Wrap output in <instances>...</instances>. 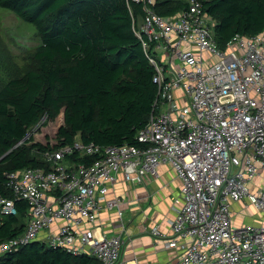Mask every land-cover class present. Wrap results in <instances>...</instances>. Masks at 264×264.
Returning <instances> with one entry per match:
<instances>
[{
  "label": "built area",
  "instance_id": "1",
  "mask_svg": "<svg viewBox=\"0 0 264 264\" xmlns=\"http://www.w3.org/2000/svg\"><path fill=\"white\" fill-rule=\"evenodd\" d=\"M205 1L187 0L185 11L166 17L157 0H127L132 16L131 2L143 7L133 30L158 87L138 144L101 147L79 138L44 154L50 170L7 174L11 197L0 193V226L19 215L17 201L29 210L23 234L0 243V258L40 242L100 264H124L123 237H99L92 227L104 212L123 219L124 200L111 194L121 179L142 184L167 165L181 185L176 217L171 235L157 226L150 233L166 249L183 250L179 264H264V222L233 224L235 203L264 213V33L237 35L219 47Z\"/></svg>",
  "mask_w": 264,
  "mask_h": 264
},
{
  "label": "trees",
  "instance_id": "2",
  "mask_svg": "<svg viewBox=\"0 0 264 264\" xmlns=\"http://www.w3.org/2000/svg\"><path fill=\"white\" fill-rule=\"evenodd\" d=\"M0 7L33 25L42 40L36 68L10 78L0 89V193L6 175L29 168L50 170L33 143L32 130L43 119L64 112L59 146L80 137L101 147L138 144L153 110L158 87L155 68L133 25L143 18L141 4L127 0H0ZM188 8L184 0H157L156 11L172 17ZM204 10L214 22L215 40L225 48L235 36L264 33V0H209ZM54 149V148H53ZM76 162L90 164L92 158ZM18 216L0 226V243L23 234L29 206L16 202ZM0 264H100L89 255L74 256L35 242L0 258Z\"/></svg>",
  "mask_w": 264,
  "mask_h": 264
},
{
  "label": "crops",
  "instance_id": "3",
  "mask_svg": "<svg viewBox=\"0 0 264 264\" xmlns=\"http://www.w3.org/2000/svg\"><path fill=\"white\" fill-rule=\"evenodd\" d=\"M180 190V182L167 165L160 166L158 178L146 179L142 184H129L121 179L111 194L124 200L123 219L120 221L115 212H104L92 228L96 229L99 237H123L124 264H179L183 250L166 249L164 241L152 236L150 231L157 226L171 235L170 223L176 217L175 201ZM263 222L264 213L257 211L248 202L234 204L233 224L236 227L259 225ZM58 226L54 225L52 231H57ZM46 234H42L41 239H46Z\"/></svg>",
  "mask_w": 264,
  "mask_h": 264
},
{
  "label": "rangeland",
  "instance_id": "4",
  "mask_svg": "<svg viewBox=\"0 0 264 264\" xmlns=\"http://www.w3.org/2000/svg\"><path fill=\"white\" fill-rule=\"evenodd\" d=\"M41 44L42 40L33 25L0 7V89L10 78L36 68L35 52ZM63 124L64 112L53 121L43 119L31 132L33 143L55 149L60 144L58 131Z\"/></svg>",
  "mask_w": 264,
  "mask_h": 264
}]
</instances>
